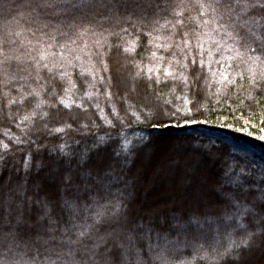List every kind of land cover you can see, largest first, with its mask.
Listing matches in <instances>:
<instances>
[{
    "label": "trees",
    "instance_id": "1",
    "mask_svg": "<svg viewBox=\"0 0 264 264\" xmlns=\"http://www.w3.org/2000/svg\"><path fill=\"white\" fill-rule=\"evenodd\" d=\"M259 135L264 0H0V264H235L264 227ZM166 157L191 171L153 180ZM238 259L264 264V233Z\"/></svg>",
    "mask_w": 264,
    "mask_h": 264
},
{
    "label": "snow or ice",
    "instance_id": "2",
    "mask_svg": "<svg viewBox=\"0 0 264 264\" xmlns=\"http://www.w3.org/2000/svg\"><path fill=\"white\" fill-rule=\"evenodd\" d=\"M124 51L125 52H134L135 48H126ZM153 55H155V54H153ZM191 63L192 64H196L197 63V60H196L195 57H193ZM104 67L106 69L107 65L105 64ZM201 67H203L202 63H201ZM151 71H152V69L150 68L149 72H151ZM165 71H166V73H167V75L169 77L172 76V72L171 71H169L167 69H165ZM157 76H159V73H157ZM93 78L95 79V77H93ZM148 78L151 79V76H149ZM186 79L187 78H185V80ZM103 80H104V77L101 76L100 77V81L103 82ZM74 86L75 85L73 84V87ZM53 95H55V92H53ZM86 95L88 96L89 99H91V95H92L91 93H86ZM108 95L110 96L111 93L109 92ZM59 103L63 104L66 108H71L72 105L75 103V101H72L71 103H69L63 97H61L59 99ZM76 106L77 107H83L82 104L81 105H76ZM37 107H39V105H37ZM50 107H55V105H50ZM97 107H99V106L97 105ZM45 115H47V114L45 113ZM133 115H135V113ZM166 115H167V113H166ZM108 123L111 124V121H108ZM245 123H247V122H245ZM183 124H184V126H189V125H193L194 126V125H198V124H208V121L207 120H198V119L192 118V119L184 120ZM177 126H180V125L178 124ZM219 126L220 127H228V128H231V129H233L235 131L244 132L245 134H248V135H253V133L251 131H249L247 128H234L233 125H227V124H222V125H219ZM68 127H71V126L69 125ZM54 131L63 132L64 129L63 128H56V129H54ZM256 138L264 141V135H259ZM97 142H98L97 143L98 147L99 146H104L107 143L106 137H103V136L97 137ZM137 142L138 143H143V138H138ZM7 147L8 146L5 144L4 148L7 149ZM132 147H134V146H132ZM121 150L124 152L125 155H129L130 151H131L130 142L125 140L124 144L121 147ZM60 151H61L62 154L68 155V153L65 152V150H64V145L60 146ZM116 154L119 155L120 153L118 152ZM27 166L28 165L26 163L25 167L27 168ZM70 179H71V177L65 176L64 177V183L67 184L70 181ZM119 210H120L119 207H117L116 211L119 212ZM246 211H248V209H246ZM103 215H104L103 213L98 212L97 213V218L94 221V223H99L100 219L103 217ZM22 222H23L22 221V217L18 218V220H17L18 225L20 223H22ZM257 225L258 226H257V231L256 232L247 231L244 235H242L240 237V239L238 241L235 240V239L230 240L228 247L223 252L219 253V258L220 259H229V258H231V259H233L235 264H239V259L238 258L240 256L241 250L251 247V243L254 241V237L260 235L261 233H264V227H260L258 222H257ZM79 235L88 236V235H90V233H86V232L82 231L81 233H79ZM127 239L129 241V244L133 243V238L131 236L127 237ZM101 240H102V243L98 242L95 245V247H97V249H99L100 247H102L103 245H106L108 243V241L103 239V238H101ZM234 249L236 250L235 252L233 251ZM104 251H105V253H109V249H107L106 247L104 248Z\"/></svg>",
    "mask_w": 264,
    "mask_h": 264
},
{
    "label": "rangeland",
    "instance_id": "3",
    "mask_svg": "<svg viewBox=\"0 0 264 264\" xmlns=\"http://www.w3.org/2000/svg\"><path fill=\"white\" fill-rule=\"evenodd\" d=\"M167 159V157L166 158H163V161H164V164L162 165V166H160L158 169H156V171H155V175L153 174V175H151V178L154 180H160L162 177L164 178L165 177V179L166 178H168V179H174V178H176V176H181V175H183L184 173L185 174H187V173H189L191 170H189V169H187V167H183L182 169H179V173L177 174V172H178V169L176 170L175 168H173V170L172 169H170L169 167L171 166L170 164V166L168 165V162L167 161H165ZM176 161V160H175ZM170 163V162H169ZM173 163H174V161H173ZM176 163V162H175ZM177 164V163H176ZM171 171H173V173L171 172ZM206 173V172H205ZM201 174H203V176H207L206 174H204L203 172H201ZM205 178V177H204ZM204 178H201V179H199V180H195L194 182L197 184L196 185V187L194 188V193L196 194V195H201V193L202 194H206V193H209L211 190H207L208 189V185H206V181H205V179ZM161 181V180H160ZM170 182V181H169ZM208 183V182H207ZM156 184H154V183H147V185H146V187L144 188L145 190H144V192L145 191H148L152 186H155ZM162 186L164 187V188H166V189H168V191H167V193L168 194H166V195H168V196H170L171 197V195L169 194L170 192L169 191H172L173 190V186H171L169 183H166V182H164L163 184H162ZM161 186V187H162ZM175 188H176V190H177V194H183V191H184V186H183V182L182 181H179V182H177L176 183V185H175ZM183 190V191H182ZM189 189H187V191H188ZM191 191V190H190ZM184 192H186V191H184ZM195 195V196H196ZM194 194H192L191 195V197H192V200L194 199ZM196 199H198V196H197V198ZM187 203V202H186Z\"/></svg>",
    "mask_w": 264,
    "mask_h": 264
}]
</instances>
